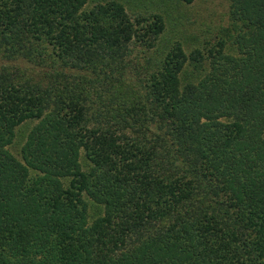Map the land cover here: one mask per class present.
Returning <instances> with one entry per match:
<instances>
[{
    "label": "trees",
    "instance_id": "trees-1",
    "mask_svg": "<svg viewBox=\"0 0 264 264\" xmlns=\"http://www.w3.org/2000/svg\"><path fill=\"white\" fill-rule=\"evenodd\" d=\"M225 1L185 45L121 0H0V264H264V0Z\"/></svg>",
    "mask_w": 264,
    "mask_h": 264
},
{
    "label": "rangeland",
    "instance_id": "rangeland-1",
    "mask_svg": "<svg viewBox=\"0 0 264 264\" xmlns=\"http://www.w3.org/2000/svg\"><path fill=\"white\" fill-rule=\"evenodd\" d=\"M127 11H155L165 18L164 34L170 39L181 36L183 43H191L193 36H211V30L225 18V0H121ZM210 32H207L206 30ZM201 37H199V40ZM16 153V146L10 148Z\"/></svg>",
    "mask_w": 264,
    "mask_h": 264
}]
</instances>
